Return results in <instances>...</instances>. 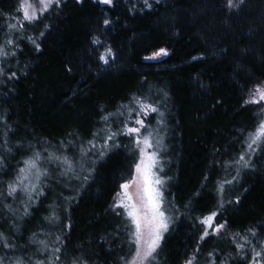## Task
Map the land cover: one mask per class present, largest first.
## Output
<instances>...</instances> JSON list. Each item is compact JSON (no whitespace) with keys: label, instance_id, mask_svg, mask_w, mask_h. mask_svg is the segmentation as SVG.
Instances as JSON below:
<instances>
[{"label":"trees","instance_id":"trees-1","mask_svg":"<svg viewBox=\"0 0 264 264\" xmlns=\"http://www.w3.org/2000/svg\"><path fill=\"white\" fill-rule=\"evenodd\" d=\"M17 3L0 0V12L5 14L0 16V44L23 35L36 38L42 50L35 51L25 38L19 43L22 52L18 50L5 63L19 76L0 88V114H6L16 130L15 137L9 134L11 145L25 141L39 148L37 140H44L55 146L58 141H71L68 133L78 132L77 142L87 146L89 132L102 126L100 106L116 112L133 93H143L152 102L167 93L160 105L166 118L162 132L164 168L171 177L165 195L177 222L166 235L156 264H184L185 256H191L200 228L197 218L215 207L220 199L218 185L224 179L237 180L224 185V215L230 219L231 231L244 237L249 228L260 227L264 220V156L253 157L256 170L239 169V176L232 160L241 148L238 139L254 123L251 110L240 108L242 90L249 74L253 79L264 76V0H247L239 13L231 15L222 6L223 0L153 1V8L143 12L129 11L131 0H116L114 9L92 0H85L83 5L66 0L67 6L59 15L49 13V20L44 21L51 23L50 29L24 23L23 30L10 32L7 24L20 22ZM104 18L112 23L104 26ZM40 31L46 32L45 37H39ZM95 37L114 46L117 58L113 67H97L94 49H105L92 44ZM159 48H166L170 54L157 62L144 61L143 57ZM237 64H243L246 72L234 78ZM66 67H71L72 73H67ZM217 100L222 104L213 108ZM25 131L32 135L26 136ZM2 140L0 137V143ZM49 152H54V147ZM0 154L7 162L0 171V181L5 184L32 155L15 148L11 154L0 149ZM126 154L127 150L121 149L97 165L98 171L87 182L74 179L71 171L59 175L66 166L41 163L42 169L55 168L56 174L41 177L31 202L21 191L16 199L0 197V232L16 245L12 250L0 245L5 264L16 256L33 253L34 259H44L46 254L37 251L43 246L31 242L33 233L37 240H53L66 224L73 226L69 232L72 248L95 252L96 264H119L118 257L127 252L128 233L120 218L108 209L113 189L128 163ZM65 155L75 161L79 175L86 174L80 171V163L90 170V161H81L78 153L66 151ZM41 189L43 196L38 194ZM236 198L240 204L227 202ZM5 204L11 205L12 211ZM25 205L28 215H24ZM46 216L53 217L51 224ZM248 238L256 244L257 239H264V231L257 238ZM237 241L243 243L240 237ZM213 247L221 259L229 253L236 256L230 238L213 239L203 248L198 264H205ZM229 264L245 262L236 258Z\"/></svg>","mask_w":264,"mask_h":264},{"label":"snow or ice","instance_id":"snow-or-ice-1","mask_svg":"<svg viewBox=\"0 0 264 264\" xmlns=\"http://www.w3.org/2000/svg\"><path fill=\"white\" fill-rule=\"evenodd\" d=\"M74 2L77 5H83L85 0H74ZM94 2L103 4L108 9L116 7V0H94ZM127 2L128 0H125V3ZM160 2L161 0H154L155 4ZM246 2L247 0H223L222 6L226 9L227 14L231 15L239 13ZM138 3L139 8L133 4L129 11L136 9L143 12L145 9L151 10L153 8V0H138ZM66 6V0H18L15 11L22 15L23 21L27 22L28 25L38 27L43 24L44 29L47 30L52 27L51 23H44V21L49 20L48 14L59 15ZM3 15L5 14L0 12V16ZM102 23L104 26H108L112 20L104 18ZM17 24H19V28ZM7 27L10 32L21 31L25 28V24L17 21V23H8ZM45 35V31L39 32V37L43 38ZM25 38L33 45L35 51L40 52L42 50L41 43L37 42L34 37L21 35L16 39H5L0 44V88L19 79L17 72L13 71L10 66L6 67L5 63L10 57H15L18 50L22 52L19 43ZM92 44L105 49L103 52L94 49L96 53L94 60L98 61L97 67H113L117 58L114 46L107 44L99 37L93 38ZM169 54L166 48H159L152 55L145 56L143 59L154 60ZM193 59H203V57H193ZM72 71L71 67H66L67 73L70 74ZM233 71L235 78V76L245 73L246 69L243 64H237ZM23 74L26 75V73ZM96 75L99 76V72ZM127 99L128 103L120 105L116 112H109L104 106H100L98 115L102 126L98 130L89 132L91 138L86 141L87 146L83 142H77L79 140L78 132L68 133L72 140L58 141L55 146L44 140H37L39 148L36 144L25 141L18 142L13 146L8 137L9 134L15 137L16 130L8 123L9 117L6 114H0V137L3 138L0 149L3 150V153L11 154L15 148L16 152L23 150L25 153L31 152L32 154L22 161L24 166L17 169V174L12 180L6 184L0 181V197L16 199L17 193L23 191L29 194L28 200L31 202L32 193L38 191V186L36 183L26 185L25 181H28L32 176L35 177L36 181H40L41 177L56 174L55 168L51 170L47 167L41 168L40 164L45 162L66 166L65 171L59 173L61 176L67 175L71 171L74 174V179L87 182L98 171L97 165L111 159L114 154H119V150L125 149L127 150L125 158L128 163L126 167H123L121 177L113 189L112 203L108 209L120 218L128 233V239L125 242L127 252L120 255L118 261L119 264H156L165 234L177 222L175 213L169 215L168 208L165 207L166 203L171 207V202L167 200L165 195L171 177L167 175L164 168L163 153L166 149L163 147L162 132L166 128V118L160 105L167 99V93H164L163 99L158 102H152L151 98L143 93H133ZM241 100L240 108L245 111L251 110L254 123L250 129L246 130L247 134H242L238 139L241 148L237 157L232 160V164L238 166L237 176L240 175L239 169L255 171L256 165L253 157L264 156V76L253 79L249 74L242 90ZM217 104H222V101L217 100L213 104V108ZM25 135L31 136L32 133L25 131ZM97 140L100 141L99 144H97ZM50 147H54V152H49ZM66 151L78 153L81 161L85 159L90 161V170L85 169L84 164L80 163V171H84L86 174L79 175L74 168L75 161L65 155ZM57 152L60 155L54 154ZM6 167L5 155L0 154V171ZM4 174L7 175L8 173L4 172ZM235 183H237L236 177L222 180L218 185L220 199L216 201L215 207L210 208L206 215L197 218V223L200 226L196 233L197 244L193 248L191 256H185L184 264H198L203 248L211 240L225 238H230L236 256L229 253L224 259H221L218 250L213 247L207 252L205 264H216L218 260L220 264H229L230 259L236 258L245 264H264V239H257V243L253 244L252 240L248 238L249 236L257 238L258 234L264 231V220L259 222V228L254 225L247 230L248 236L241 237L240 232L231 231L230 219L224 215V193L226 191L224 185ZM38 194L45 195L42 189L39 190ZM167 195L171 196V192L168 191ZM195 195L198 196L199 193H195ZM227 202L238 205L241 200L236 198L235 201L228 200ZM4 207L12 211L11 205L5 204ZM24 215H28L27 205L24 207ZM44 219L49 224L53 222V217L46 216ZM72 227L71 224L63 225L62 234L55 236L53 240H37V234L33 233L31 242L43 246L37 251L46 254L45 258L34 259L36 253H33L28 256L21 255L9 259L8 264H96L93 259L96 255L95 252L89 253L86 250L72 248L69 237ZM63 229H68V232L63 231ZM237 237H240L243 243L238 242ZM0 245L9 250L16 248V245L9 240V236L3 232H0ZM5 262L6 257L0 256V264H5Z\"/></svg>","mask_w":264,"mask_h":264},{"label":"rangeland","instance_id":"rangeland-1","mask_svg":"<svg viewBox=\"0 0 264 264\" xmlns=\"http://www.w3.org/2000/svg\"><path fill=\"white\" fill-rule=\"evenodd\" d=\"M92 1H94V0H92ZM131 1L133 2V4H137V5L139 4V3H138V0H131ZM153 1H154V0H153ZM20 15H21V14H20ZM20 22H21V23H27V22H24V21H23V19H22V15H21V17H20ZM156 51H157V50H156ZM153 52H154V51H153ZM153 52H151V53L148 54L147 56L152 55ZM166 57H167V56H163V57H161V58H159V59H154V60H145V59H144V61H146V62H157V61L163 60V59L166 58ZM31 183H36V184L38 183V181L35 180V177H34V176L30 177L28 181H25V184H26V185H30ZM21 192L23 193V196H28V195H29L28 193H25V192H23V191H21ZM32 194H33V193H32ZM165 207L168 208V214H169V215H172L173 212H174V211L172 210V208L169 207L168 204H166ZM168 233H169V232H168ZM168 233L165 234V237H166V235H167Z\"/></svg>","mask_w":264,"mask_h":264}]
</instances>
